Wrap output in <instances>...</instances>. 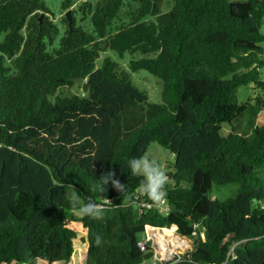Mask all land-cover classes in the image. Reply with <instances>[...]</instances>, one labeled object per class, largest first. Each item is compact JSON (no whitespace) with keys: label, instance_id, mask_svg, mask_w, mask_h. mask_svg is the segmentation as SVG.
Returning <instances> with one entry per match:
<instances>
[{"label":"trees","instance_id":"obj_1","mask_svg":"<svg viewBox=\"0 0 264 264\" xmlns=\"http://www.w3.org/2000/svg\"><path fill=\"white\" fill-rule=\"evenodd\" d=\"M165 1H85L92 27L73 11L56 44L59 26L40 19L46 0H0V264L70 261L73 219L87 228L86 264L152 260L150 242L141 245L148 226L193 239L172 264H264V95H237L242 85L264 91V0ZM109 49L139 53L130 70L162 79V101L112 57L98 66ZM74 77L89 91L59 94ZM152 142L176 157L168 214L130 200L140 178L127 162ZM108 172L123 193L101 191ZM232 183L230 196L213 197L214 185ZM74 194L107 211L76 216Z\"/></svg>","mask_w":264,"mask_h":264},{"label":"rangeland","instance_id":"obj_2","mask_svg":"<svg viewBox=\"0 0 264 264\" xmlns=\"http://www.w3.org/2000/svg\"><path fill=\"white\" fill-rule=\"evenodd\" d=\"M85 1H91L93 3H97L98 0H80L73 3V5L68 9L72 12L74 11V14L76 15L78 23H84L88 28L92 27L91 23V16L90 14L85 13L81 10V6ZM235 1V0H232ZM171 0H166L164 3L163 8L168 9L170 7ZM46 4L49 7L47 10L41 11L40 19L44 18L45 16H49V19L52 20L55 24H57L60 28V33L57 36L56 44L59 42V39L64 34L65 31V21L63 20L64 16L67 15L68 10H65L62 6V0H46ZM262 30L264 32V25L262 27ZM0 39H3V36L0 37ZM264 46V43H263ZM110 56L112 57L116 62L119 63V70L120 72H130L131 78L133 82L142 90H145L149 93L150 99L153 102H161L162 101V92H163V80L155 76L154 74L150 73L147 70H138L136 72H132L130 70V61L133 58H139L141 55L139 53L132 54L131 52H126L123 55H120L119 52L109 49L106 52H103L100 56V58L97 61V65L101 66L103 63V60L105 57ZM264 57V56H263ZM263 78H264V69H263ZM59 94L62 95H73V94H85L83 90L82 85H79L77 82L76 84L72 86H65L62 87L59 92ZM238 100L239 102L246 101L250 96L255 97L259 95H264V91L261 89H256L254 85H242L239 87L238 90ZM264 114V112H263ZM229 127H225L224 131L228 132ZM144 156H147L149 159L153 160L154 162L158 163L159 166L165 171V173L168 175L169 182H171V177L169 176V172L173 170V167L175 165V155L174 153L166 148L165 146L161 145L158 142H152ZM238 187V184L232 183L227 186H217L214 185L212 189V194L214 198H218L220 200H223L230 196ZM76 216H79L77 212H75ZM71 226L76 228L78 231V237L75 242V254L71 258L70 261H60V262H54L49 263L46 260L40 259L39 264H86L87 259V253H88V240H87V228L83 225V223L80 220L73 219L71 221ZM166 230H169V227H164ZM175 228V227H171ZM175 230H177L175 228ZM164 232V230H163ZM174 232V239L169 240V245L172 247L173 252L168 253L166 250H162L160 248V255L167 258V262H170L172 260H175L178 256H183L190 252L194 247V241L192 238L189 237H183L180 234H176ZM171 234V233H170ZM170 234L165 233V235L170 236ZM202 234L205 235V232L202 231ZM146 236L145 233L141 235L142 239H144ZM182 241L183 244L179 243V245L176 244V242ZM153 262L152 260H148L143 264H150ZM8 264V263H5ZM10 264H20L16 261L10 263ZM161 264V263H160Z\"/></svg>","mask_w":264,"mask_h":264},{"label":"clouds","instance_id":"obj_3","mask_svg":"<svg viewBox=\"0 0 264 264\" xmlns=\"http://www.w3.org/2000/svg\"><path fill=\"white\" fill-rule=\"evenodd\" d=\"M127 167L133 176L140 178V188L139 189L142 194L146 195L147 200L149 199L150 201L149 200L148 201L152 202L154 205H163L167 198L166 197L167 196L166 185L169 182V178H168V175L165 173V171L159 166V164L149 159L147 156L142 155V156L130 158L127 162ZM99 179L101 180V184H100L101 191H105V188L109 183H111L120 193H123L125 191L124 184H121L118 179H114V175L111 172H108L107 175L103 174ZM103 203H104V200H103ZM71 204L74 208H77V207L79 208V212L81 215L89 216L92 218H101L104 215V213L107 211L106 207L96 204L93 201H89L81 205L79 197L75 194L72 196ZM136 205L138 206V204ZM138 208H141V207L138 206ZM151 208H154V207H151ZM173 208L174 206L171 205V210ZM153 227H160V226H153ZM160 229L163 230L164 227H160ZM174 231H177V230H174ZM177 233L180 234L179 232ZM180 235L183 237H186L182 234ZM143 240H147V242H150L154 250V255H155L153 241L151 239H143ZM97 243L98 244L100 243L99 238H97ZM179 257L181 258V256H178L175 261L179 260L180 259ZM153 263H154V257H153V262H151L150 264H153Z\"/></svg>","mask_w":264,"mask_h":264},{"label":"built area","instance_id":"obj_4","mask_svg":"<svg viewBox=\"0 0 264 264\" xmlns=\"http://www.w3.org/2000/svg\"><path fill=\"white\" fill-rule=\"evenodd\" d=\"M131 200H132V202H135L136 204H138V206L141 207V210H144L145 208L154 207V208L158 209L159 212H161L163 214H168L171 211V205L168 202L167 198H166V201L163 205H154L152 202H149L147 200L146 195L142 194L140 192V189H138L135 192V194L132 196ZM114 201H115L114 198H106V199H104L103 204H110V203H113ZM99 205H101V204H99ZM101 206H104V205H101ZM155 229L161 230L160 227H153V226H149L146 229L147 237H148V239H151L153 241V247L155 249L154 263L153 264H160V263L161 264H172L176 259L172 260L170 262H167V258L163 257L162 255L159 254L160 253L159 252L160 243L157 242L156 233L158 231H155ZM176 234H178V233L176 232ZM146 244H147V240L141 241L142 247H146Z\"/></svg>","mask_w":264,"mask_h":264},{"label":"bare ground","instance_id":"obj_5","mask_svg":"<svg viewBox=\"0 0 264 264\" xmlns=\"http://www.w3.org/2000/svg\"><path fill=\"white\" fill-rule=\"evenodd\" d=\"M163 230H164V232H163ZM163 230L155 229V231H158L156 233L157 242L160 243L159 246H160L161 249L163 248L162 250H166L168 253H172L173 252V249H172V247L169 246V240L171 238L174 239V240H176L175 237H174V231L171 230V229H169L170 231H168L165 228ZM165 233H168V234L171 233V234L167 238V236L165 235ZM175 242H176L177 245H179V243L183 244L182 241H180V242L175 241ZM159 252H161L160 249H159Z\"/></svg>","mask_w":264,"mask_h":264},{"label":"water","instance_id":"obj_6","mask_svg":"<svg viewBox=\"0 0 264 264\" xmlns=\"http://www.w3.org/2000/svg\"><path fill=\"white\" fill-rule=\"evenodd\" d=\"M100 1H101V2H104V0H100ZM71 15H72V11H71V10H68V12H67V17L70 19V21H71V18H72ZM73 80H74L75 82H77L79 85H82L83 90H84L85 92H88V91H89L90 81L85 80V78H83V77H74ZM91 97H92V98H96V93H92V94H91ZM137 207H138V206L136 205V208H137ZM75 212H77V213L79 214V216H83V215L80 214L79 210H75Z\"/></svg>","mask_w":264,"mask_h":264},{"label":"crops","instance_id":"obj_7","mask_svg":"<svg viewBox=\"0 0 264 264\" xmlns=\"http://www.w3.org/2000/svg\"><path fill=\"white\" fill-rule=\"evenodd\" d=\"M145 234H146V231H145ZM141 239H142V237H141ZM144 239H148V237H147V234H146V236H145V238ZM143 240V239H142Z\"/></svg>","mask_w":264,"mask_h":264}]
</instances>
